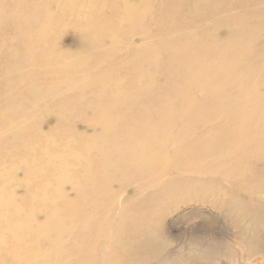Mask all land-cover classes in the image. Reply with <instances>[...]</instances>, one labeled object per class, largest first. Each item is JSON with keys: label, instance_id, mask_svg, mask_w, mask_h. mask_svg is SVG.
I'll return each instance as SVG.
<instances>
[{"label": "rangeland", "instance_id": "1", "mask_svg": "<svg viewBox=\"0 0 264 264\" xmlns=\"http://www.w3.org/2000/svg\"><path fill=\"white\" fill-rule=\"evenodd\" d=\"M8 1L5 0V3L7 4ZM98 1L106 0H85L73 6L74 0H68L59 25L62 26V23L67 22L74 28L87 30V26L92 23L97 31L107 26L111 31L106 35L107 38L110 37L106 45H111L115 40L111 26L116 27L120 23H126V19H122L125 4L122 2L118 4L113 0L106 5L107 10L97 15L96 19H89L96 13ZM156 1L163 2V0ZM162 5L151 4V7L162 8ZM4 6L7 7V5ZM150 20L147 16L144 22L138 21L133 26L122 29V32L127 33L128 36L118 46L119 52L111 59L102 58L97 63L95 60L87 68L68 61L85 56V53L79 50V34L74 28H63L59 36L51 33L45 42L29 45L38 51L37 54L41 56V59L35 65L28 67L27 78L23 77L18 82L15 81L16 84L13 87L6 89L0 87V94L2 99L6 100L10 94L24 86L40 88L44 94L36 103L29 101L25 103L28 113L23 114V120L29 123L30 137L27 144L29 147L25 149L21 142H11L9 137L0 138V198L3 202L0 208H7V204H10L12 208L21 207L25 214L22 222L24 224L29 222L26 218L28 217L32 218L34 225L44 224L54 210L59 211L60 218L65 224L75 219L71 208H82L81 211L85 210L87 217H92L99 212V221L103 222L94 220L89 225L95 229L100 228L98 240L104 245H102L104 255L100 258L105 259L108 254L112 255L114 259L110 260V264H264V193H262L264 191L259 188L256 190L257 193H252L253 195L236 193L234 190L237 189L238 182L224 181L220 173L202 169L212 166L215 162L214 158L203 159L202 168L196 166L197 159H195L188 163L182 162L176 169L172 152L164 158H157L155 153L158 154L156 152L158 145L149 142L146 148L130 146L129 156L132 152L138 151L147 157L146 161H141L137 165V170L133 168L131 162L133 168L131 173L130 166L124 167L125 170L119 173L114 167L107 168L102 165L101 160L109 156V151H116L120 147L118 143L105 144L97 137L104 126L98 123L104 119V116L97 114L95 106L102 98L106 102L107 93L112 92L113 88L108 87L105 92L98 93L91 89L81 90L78 87H92L102 83V80L94 81L91 77L100 78V75L112 73L109 67L131 59L135 56L136 50L144 45L152 44L148 45L149 50L152 48L158 50L161 47L162 54L163 51H167L169 46L154 45L160 41L167 42L168 39L167 35L159 33L162 28L153 27ZM154 32L161 37H153ZM0 41L14 43L16 36L11 35L5 38L0 34ZM212 51L215 50L212 49ZM94 54L100 55L101 52L94 51ZM42 57L50 60L49 67L41 65ZM52 57H55L53 65ZM174 62L181 64L180 59L174 58ZM190 64L202 66L204 71L198 83L193 85L196 92L193 101L201 103V89H212L216 86L218 89L227 88L228 84L218 76V73L222 72L221 69L206 65L205 59L200 58ZM192 67L194 68L189 69L195 73L198 68ZM32 69L38 71L39 74L36 77H33ZM83 69L84 71L79 73ZM67 73L74 74L76 76L74 79L79 82L68 83ZM189 76V73L179 72L176 79L172 78L171 82H166L162 74L157 81L161 92L156 97L165 99L168 103L177 102L176 107L181 109L184 99L178 96L179 94L166 90V87L175 82L180 85L187 84ZM55 86L61 89L58 96L52 95V87ZM122 86L126 87V91L130 93L135 90L134 87H138L136 82L130 80H125ZM234 89L236 90V87ZM154 102L159 105L157 99L152 103ZM57 103L64 105V116L63 112L56 114ZM211 106L213 103L209 101L206 107ZM183 108L186 109L185 106ZM120 115L129 119L137 116L124 110ZM211 115L215 114L211 113ZM257 116H260V112ZM57 117H61L58 122ZM254 119L244 122L234 134L242 129H251ZM218 121L211 120L207 127L204 124L197 127L199 131L197 134L203 135L214 128L219 131L216 128L219 125L216 124ZM234 122L238 123L235 117L225 119V122L221 123L222 130L230 128ZM8 124L9 122L0 124V129L8 127ZM117 127L127 126L121 124ZM173 130L175 131V128L170 129V131ZM191 132L195 135L193 130ZM133 133V130L127 129H121L117 134L113 130L110 131L111 135H115L114 140H117V135L132 137ZM165 133L158 138H163ZM235 137L238 141L242 140L238 135ZM94 139H99L100 142H95ZM189 139L186 138V140ZM30 145L34 149L30 148ZM248 148L252 152L261 151L257 145L253 149L251 146ZM77 153H81L85 159H88V163L85 164L82 158H76ZM48 155L59 158L70 156L65 174L68 176L65 180L62 178L58 180L57 173L52 172L54 169L65 168V166L63 164L62 166L61 164L49 165ZM129 158L112 157L110 160L122 166L121 163H125V159ZM24 161L31 164L32 170L35 171L34 176L31 177V174L27 172ZM259 162L262 163L261 160ZM249 164H253L252 173L255 174V178L264 175L261 171L263 163L259 168L253 160H250ZM255 169H258L257 173H254ZM103 175H107L110 182L103 180ZM70 176L73 179H70ZM259 179L261 178L255 181ZM255 196L258 197L255 198ZM50 208L52 209L47 210ZM5 212L4 209H0V236H5V243L2 246H15L16 242L12 241L10 236L15 231L20 234L21 221L17 224L9 223L3 218ZM9 212L11 214L12 209ZM134 218L137 221H134ZM118 230H124L127 234L123 242L116 237ZM18 242V246H25V252L30 258L22 259V261V253L16 256L17 258L10 255L3 264H19L18 260L21 261L20 264H53L56 259L50 251L46 256L39 254L42 251L46 253L47 240L38 239L30 234L24 240V244L21 239ZM83 252V249L79 248V255ZM88 259L90 260V258L84 259L83 254L76 257L73 264H88Z\"/></svg>", "mask_w": 264, "mask_h": 264}, {"label": "bare ground", "instance_id": "2", "mask_svg": "<svg viewBox=\"0 0 264 264\" xmlns=\"http://www.w3.org/2000/svg\"><path fill=\"white\" fill-rule=\"evenodd\" d=\"M81 1L85 0H74L72 6ZM112 1H98L96 13L89 19H96L97 15L107 10L106 5ZM115 1L118 4L121 2L125 4L122 19H126L127 24L120 23L116 27L112 25L115 40L111 45H106V41L110 38H107L106 35L111 31L107 26L101 27V31H97L96 28H93L95 25L92 23L87 26V30L74 28L71 23L67 22L62 23V26L59 25L63 18V16L61 18V14L65 11L68 0H9L7 4L5 0H0V34L5 38L11 35L16 36L14 43L0 41V87L5 89L13 87L18 80L28 77V67L35 65L41 59V56L37 54L38 51L29 45L45 42L51 33L59 36L61 30L66 27L78 30L79 50L85 53V56L68 61L87 68L95 60L97 63L102 58L111 59L117 54L118 46L128 36L127 33L122 32V29L126 26H133L138 21L144 22L149 16L152 26L162 28L159 33L167 35L168 39L167 42H155L157 44L154 45L169 46L167 47L169 54L168 50L163 51L162 54L161 47H156L159 48L158 50L155 48L149 50L148 45L152 44L144 45L136 50L135 56L131 59L109 67L112 73L100 75V78L91 77L94 81L102 80V83L92 87H78L81 90L91 89L98 93L105 92L108 87L113 88L112 92L107 93L108 100L105 102L102 98L103 100L101 99L95 106L97 114L104 116V119L98 123L104 126L97 137L105 144L118 143L120 146L116 151H109V156L101 160L102 165L107 168L108 166L114 167L119 173L125 170L124 167L130 166L129 172L131 173L133 168L137 170V165L141 161H146L147 157L138 151L132 152L129 156L130 146L146 148L151 142L158 145L156 149L158 154L155 153L157 158H164L172 152L176 169L182 162L188 163L195 159H197L196 166L202 168L204 166L202 160L212 157L215 161L212 166L202 169L207 172L210 170L212 173H220L224 181L238 182V187L234 190L236 193H257L256 190L259 188L264 191V175L256 176L261 179L255 181L257 178L252 173L253 164H249V161L253 160L259 168L263 163L261 171L264 172V155L262 156V153L264 154V0H163L159 3L156 0ZM151 4L163 5L161 8L159 6L151 7ZM117 33L119 34L116 35ZM152 36L161 37L155 35V32ZM190 39L192 41H189ZM94 51H100L101 54L96 55ZM174 58L180 59L181 64L174 62ZM198 58L205 59L206 65H213L218 70L221 69L222 72L218 73V76L228 84L226 89H218V86L212 89H201V103L193 101L196 94L193 85L198 83L204 71H202V66L194 65L195 63L190 64ZM42 59L41 65L44 67L51 65L50 60H46L44 57ZM54 60L55 57H52V65ZM192 66L198 68L195 73L189 69L194 68ZM32 70L33 77H36L39 74L38 71ZM83 71L84 69L79 73ZM179 72L190 74L187 84L180 85L175 82L168 85L166 90L179 94L178 96L184 99L181 109L176 107L177 102L175 104L173 101L168 103L165 99L156 97L161 92L160 85H157L159 77L163 74L166 82H171L172 78L176 79ZM74 78H76L74 74H66L68 83L79 82ZM72 79L74 80L72 81ZM125 80L136 82L139 88L134 87L135 90L131 91L132 93L126 91V87L122 86ZM60 92V87H52V95L58 96ZM43 94L40 88L33 86H24L22 89H18L6 100H3L0 94V109L2 111L0 124L9 122L8 127L0 129V138L9 137L11 142H21L25 149L29 147L27 146L30 137L29 123L23 120V114L28 113L25 103L26 101L36 103L43 97ZM155 99L158 100L159 105H156L155 102L152 103ZM209 101L213 103V106L206 107ZM56 106L58 107L56 114L63 112L64 116V105L57 103ZM122 110L132 112L137 116H132L130 119L122 117L120 115ZM258 112H260V116H257ZM211 113L215 115H211ZM231 117H235L238 123L234 122L230 128L222 130L221 123ZM251 118L252 120L255 118L251 129H242L234 134L240 126H243L244 122ZM60 120L61 117H57V122ZM211 120H220L216 123L219 124L216 127L219 131L214 128L209 129L203 135H198L197 127L202 124L207 127ZM121 124H125L127 127L118 128L117 126ZM174 128L175 131H170ZM121 129L133 130L134 133L132 137L117 135V140H114L115 135H111L110 131L113 130L117 134ZM192 130L195 135L191 132ZM163 133H165L163 138L159 139V135ZM235 135H238L242 140L238 141ZM190 137L191 139H189ZM99 139H94V141L100 142ZM255 145L260 147V152L249 150V146L253 149ZM30 148L34 149L31 145ZM75 156L78 159L82 158L85 164L88 163V159H85L81 153H77ZM112 157L130 158L125 159V163H121L122 167L119 166L120 163H113L110 160ZM69 159V155L65 158L48 155L47 163L49 165L61 164L62 166L63 164L65 166V168L52 171L54 174L57 173L58 180L67 178L68 175L65 174L68 170ZM24 164L31 177L34 176L35 171L32 170L31 164L25 161ZM257 172L258 169H255L254 173ZM70 179L73 178L70 176ZM102 179L110 182L107 175H103ZM231 200L233 199L231 198ZM1 203L3 202L0 198V205ZM0 209L7 212L3 213V218L9 223L17 224L21 221L20 234L15 231L10 236L11 240L16 242L15 246L19 245L18 240L21 239L23 243L30 234L38 239L47 240L46 253L42 251L39 254L46 256L48 251L53 253L56 257L53 264H73L74 259L83 254L84 259L90 258L87 261L88 264H104L105 261L106 264H110V260L114 259L110 254L105 256V259L100 258L104 255L103 244L98 240L100 239V228L95 229L89 225L94 220H100L99 212L92 217H87L85 210L81 211L82 208H71L75 219H71L65 224L60 218L59 211L54 210L52 215L50 214L49 220L47 219L44 224L34 225L32 218L26 217L29 222L25 224L22 222L25 214L21 207L12 208L10 204H7V208ZM10 209H12L11 214ZM26 214L30 215L28 212ZM134 221L137 220L134 218ZM117 234L116 237L120 242H123L127 236L124 230H118ZM4 243L5 236L2 235L0 236V264H3L10 255L14 258L22 253L21 260L30 258L25 252V246H2ZM79 248L84 251L81 255L78 253ZM18 263L20 264L21 261L18 260Z\"/></svg>", "mask_w": 264, "mask_h": 264}]
</instances>
